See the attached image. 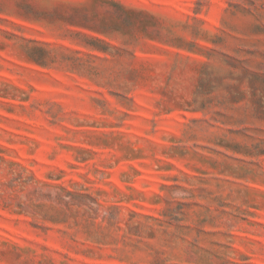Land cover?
Masks as SVG:
<instances>
[{
    "label": "rangeland",
    "instance_id": "rangeland-1",
    "mask_svg": "<svg viewBox=\"0 0 264 264\" xmlns=\"http://www.w3.org/2000/svg\"><path fill=\"white\" fill-rule=\"evenodd\" d=\"M0 264H264V0H0Z\"/></svg>",
    "mask_w": 264,
    "mask_h": 264
}]
</instances>
